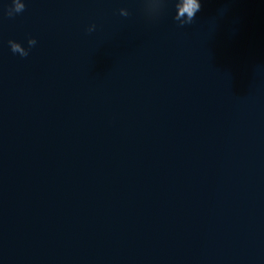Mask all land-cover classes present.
Here are the masks:
<instances>
[{
	"label": "water",
	"instance_id": "1",
	"mask_svg": "<svg viewBox=\"0 0 264 264\" xmlns=\"http://www.w3.org/2000/svg\"><path fill=\"white\" fill-rule=\"evenodd\" d=\"M21 2L0 264H264V0Z\"/></svg>",
	"mask_w": 264,
	"mask_h": 264
},
{
	"label": "clouds",
	"instance_id": "2",
	"mask_svg": "<svg viewBox=\"0 0 264 264\" xmlns=\"http://www.w3.org/2000/svg\"><path fill=\"white\" fill-rule=\"evenodd\" d=\"M25 9V4L21 0H12V7L7 11L8 16H12L14 13H20ZM201 10V4L197 3V0H184V5L180 10V15L183 16L187 13L188 19L183 21L180 25L191 24L193 19L196 16V13ZM121 15H127L126 13L121 12ZM178 18V17H177ZM94 25L91 26L88 31L94 30ZM29 43H34V39H29ZM28 53H22V56L26 57Z\"/></svg>",
	"mask_w": 264,
	"mask_h": 264
}]
</instances>
